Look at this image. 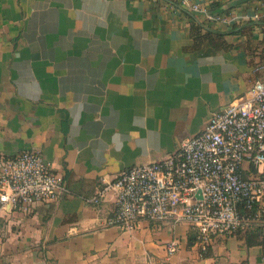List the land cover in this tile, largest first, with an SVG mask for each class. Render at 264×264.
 <instances>
[{"label": "crops", "instance_id": "obj_1", "mask_svg": "<svg viewBox=\"0 0 264 264\" xmlns=\"http://www.w3.org/2000/svg\"><path fill=\"white\" fill-rule=\"evenodd\" d=\"M231 1L193 0L213 15L264 13V0L225 10ZM194 21L227 47L194 49ZM263 27L172 0H0V154L40 152L71 191L1 213L0 264H264V245L248 246L244 231L204 256L187 224L125 232L107 226L113 192L86 202L124 170L177 152L264 78ZM254 224L264 237V213Z\"/></svg>", "mask_w": 264, "mask_h": 264}, {"label": "built area", "instance_id": "obj_2", "mask_svg": "<svg viewBox=\"0 0 264 264\" xmlns=\"http://www.w3.org/2000/svg\"><path fill=\"white\" fill-rule=\"evenodd\" d=\"M172 1L224 25L264 20V13L213 15L193 0ZM109 192L115 194V208L107 226L133 232L141 221L187 224L201 255L215 238L247 230L264 213V78L213 114L206 128L184 140L177 152L124 170L86 202L97 204ZM70 194L64 177L40 152L0 154V215L28 213L37 203ZM241 208L255 212L242 214ZM164 246L168 257L180 249L177 240Z\"/></svg>", "mask_w": 264, "mask_h": 264}, {"label": "trees", "instance_id": "obj_3", "mask_svg": "<svg viewBox=\"0 0 264 264\" xmlns=\"http://www.w3.org/2000/svg\"><path fill=\"white\" fill-rule=\"evenodd\" d=\"M263 33H264V27H263ZM191 37L193 39V48L197 49L199 48L203 43L210 42L211 44H220L227 47L226 44L222 41L224 39V35L207 31L204 32V28L201 24L194 21L191 24ZM262 62H264V55L262 56ZM240 212L242 214H254L255 211H249L245 210L244 208L240 209ZM246 235L247 245L252 246L255 244H263L264 245V237L263 232L258 229L255 224H252L247 230L244 231ZM262 237V239H261ZM211 252L207 251V253L204 254V256H210Z\"/></svg>", "mask_w": 264, "mask_h": 264}, {"label": "water", "instance_id": "obj_4", "mask_svg": "<svg viewBox=\"0 0 264 264\" xmlns=\"http://www.w3.org/2000/svg\"><path fill=\"white\" fill-rule=\"evenodd\" d=\"M250 1H252V0H233V1H231V2H229L227 4L225 10L237 8L238 6L246 4V3L250 2Z\"/></svg>", "mask_w": 264, "mask_h": 264}]
</instances>
